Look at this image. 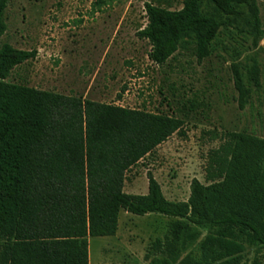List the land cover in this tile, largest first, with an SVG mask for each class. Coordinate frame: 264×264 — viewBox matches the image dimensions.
I'll list each match as a JSON object with an SVG mask.
<instances>
[{
    "label": "trees",
    "instance_id": "16d2710c",
    "mask_svg": "<svg viewBox=\"0 0 264 264\" xmlns=\"http://www.w3.org/2000/svg\"><path fill=\"white\" fill-rule=\"evenodd\" d=\"M9 1L0 0V37ZM245 8L247 33L263 36L254 0H183L176 11L145 4L147 24L137 37L149 42L158 66L185 45L201 62ZM35 57L0 48V264H89V238L115 236L121 211L176 219L168 239L152 244L162 256L145 254L149 264H242L238 236L264 252V137L226 133L211 166L218 180L193 179L186 201L167 200L150 172L146 194H126V173L173 135L185 136L183 121L6 82ZM230 70L243 110L259 70L245 75L235 61ZM195 226L214 233L187 252L198 239Z\"/></svg>",
    "mask_w": 264,
    "mask_h": 264
},
{
    "label": "rangeland",
    "instance_id": "374dc122",
    "mask_svg": "<svg viewBox=\"0 0 264 264\" xmlns=\"http://www.w3.org/2000/svg\"><path fill=\"white\" fill-rule=\"evenodd\" d=\"M182 1L10 0L6 32L0 37V48L8 44L36 52L34 59L10 72L8 83L182 120L185 136L173 135L131 168L123 188L126 194H146L150 172L173 202L188 199L193 179L204 185L218 180L210 177L211 166L226 133L264 137V35L247 33V8L237 23L219 30L215 50L203 61L198 62L189 45L164 65L149 59V42L137 37L147 24L145 4L176 11ZM254 2L264 31V0ZM233 61L245 75L252 66L259 70V86L243 110L233 85ZM175 220L121 211L115 236L89 238L88 263L149 264L145 254L162 256L152 244L168 239ZM192 228L198 239L187 252H197L202 240L214 233ZM236 242L242 247V264H264L261 248L242 236Z\"/></svg>",
    "mask_w": 264,
    "mask_h": 264
}]
</instances>
